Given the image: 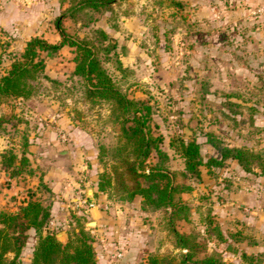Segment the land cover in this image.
Segmentation results:
<instances>
[{
	"label": "rangeland",
	"instance_id": "374dc122",
	"mask_svg": "<svg viewBox=\"0 0 264 264\" xmlns=\"http://www.w3.org/2000/svg\"><path fill=\"white\" fill-rule=\"evenodd\" d=\"M38 3L44 5L40 18L46 26L41 30L47 32V41L51 39L47 29L57 32L54 20L60 16L68 34L89 36L97 28L116 43L120 69L112 60L104 61L103 66L128 97L151 106L148 126L152 135L162 138L159 148L168 155L169 170L182 171V160L168 146L174 137L194 138L203 160L217 156L205 142L206 133L230 147L264 151V0H118L107 10L81 13L77 19L68 16L67 0H0V12L3 14L12 5L20 12L21 8ZM88 16L90 21L82 25ZM13 40L0 30V74L23 48ZM73 55L70 47L63 46L44 58L46 77L31 81V95L0 104V114L10 120L0 128V153L10 146L17 147L21 132L29 135L52 130L48 124L54 125L55 119L49 117L68 116L90 139L88 149L96 156L93 168L98 179L100 173L109 172L107 152L117 143L119 124L109 118L104 102H91L85 97L80 78L71 74ZM12 122L17 123L11 126ZM99 148L103 149L101 159ZM27 158L30 171H25L22 179L13 176L12 180L19 181L18 192L26 195L33 191L47 205L53 194L41 181L42 169L34 164L33 157ZM153 161L151 156L147 160ZM200 171L198 182L176 174L177 182L190 184L192 189L179 196L189 206V215L185 221H176L175 229L196 234L207 253L216 252L226 261L245 264L239 257V252H246L244 244L254 241V245L264 247V227L258 226L264 223V175L255 167L244 172L230 159L220 167L202 166ZM8 182L0 170V197L16 204L19 193L12 195L1 190L8 187ZM103 194L109 214L115 218L114 225L123 233H118V240L129 235V231L134 236L141 232L145 238V248L136 250V264L148 254L179 260L180 251L173 245L162 209L143 210L139 196L121 200L119 192L110 187ZM258 196L260 204L253 206ZM97 204L94 202L93 208ZM75 218L90 228L95 254L114 251L113 257L116 250L108 236L98 238L94 224L72 209L63 217L64 225L53 231L63 232L62 241H66L74 230ZM208 220L209 228L213 223L219 226L222 240L211 229L205 232ZM236 231L238 236H231ZM33 240V232L27 231L18 264H28ZM137 241L134 248L138 247ZM252 254L259 258L258 253ZM260 258L264 264V253H260ZM111 262L116 264L113 258Z\"/></svg>",
	"mask_w": 264,
	"mask_h": 264
},
{
	"label": "trees",
	"instance_id": "16d2710c",
	"mask_svg": "<svg viewBox=\"0 0 264 264\" xmlns=\"http://www.w3.org/2000/svg\"><path fill=\"white\" fill-rule=\"evenodd\" d=\"M67 1L68 16L77 19L81 13L107 10L118 0ZM90 19L88 16L82 25L86 26ZM54 27L59 36L57 42H48L37 35L30 37L19 55L0 74V104L11 99L28 98L32 93L31 81L39 76L46 77L43 73L44 58L52 56L62 46L70 47L74 54L71 74L80 78L85 97L91 102H104L109 108V118L119 124L120 136L107 152L111 161L109 172L98 175L97 191L103 193L106 187H110L119 192L121 200L130 201L139 196L143 210L162 209L173 245L180 251L178 261L172 256L148 254L139 264H236L224 260L216 252L207 253L205 244L197 239L196 234L175 229L174 223L187 220L189 215V206L179 196L192 189L190 184L177 182L175 177L177 174L198 182L200 167H220L228 159L235 160L244 172H251L255 167L259 174L264 175V151L230 147L213 134L206 133L205 142L217 156L203 160L199 143L194 138L174 137L168 141V146L182 160V171L169 170L168 155L159 148L162 138L152 135L148 126L151 106L143 100L128 97L103 66L104 61L112 60L120 69L116 43L104 30L97 28L92 29L89 36L68 34L61 25L60 16L55 18ZM8 122L10 120L0 114V128ZM17 122H12L11 126ZM26 135L21 132L17 147L10 146L0 153V170L7 177L21 176L30 171ZM102 151L99 148V159ZM150 156L154 161L148 163ZM25 196L26 199L14 211L0 208V264H18V254L29 230L33 232L34 244L28 264H97L90 228L83 227L79 218H75L74 230L66 241H60L55 237L57 232L53 231L58 226H49V201L44 205L33 191H28ZM76 214L84 216L83 213ZM209 225L210 220L206 223L205 232L211 229L215 231L216 238L222 240L219 226L213 223L209 228ZM238 234L236 231L231 236L237 237ZM254 243L250 241L248 245ZM258 254L259 258L241 251L239 257L245 264H261Z\"/></svg>",
	"mask_w": 264,
	"mask_h": 264
},
{
	"label": "crops",
	"instance_id": "0c3cea01",
	"mask_svg": "<svg viewBox=\"0 0 264 264\" xmlns=\"http://www.w3.org/2000/svg\"><path fill=\"white\" fill-rule=\"evenodd\" d=\"M13 6L4 10L3 14L0 12V30L4 31L11 39H14L13 43H20V48L32 36H41L46 40L47 32L41 30L45 29L46 26L43 27L42 17L40 16L41 8L43 9L44 5L33 4L29 8H21L20 12H17ZM47 30H49L48 35L51 36L48 42H56L58 32L54 30L52 33L50 29ZM49 119H55L53 120L54 125L49 122L48 127L51 126L52 130H59L57 133L56 130H45L26 135L28 140L26 156L33 157L34 164L42 169L41 181L47 185L53 194V197L49 200V226H63L62 219L68 214V209H72L75 213H83L88 221L93 222L96 236L98 238L108 236L113 242L114 250L116 252L120 251V257L116 260V264H136L139 256L136 250L138 251V248L141 247L145 248V238L141 237V232H139L140 235L136 234L135 236H138L135 238L132 231H129V235L126 234V237L120 241L118 240V233L120 235L123 233L119 232L117 225H114L115 218L109 214L110 207L106 204L105 194L97 191L96 188L97 177L93 168L96 156L90 148L88 149L91 146L89 144L90 139L68 116L62 119L54 117H49ZM60 128L63 130H60ZM31 165H33L32 160ZM2 177L4 180L9 181L6 185L8 187L1 189L3 193L5 191L12 195L19 193L21 196H19L20 199L16 200V204L0 197V208L5 207L7 210L14 211L26 199V196L22 192H18V189H20L19 181L12 180L13 176L7 177L2 172ZM17 178L18 180L22 179L21 176H17ZM77 194L86 197L93 203L97 202L98 207L87 208L77 205L75 200ZM259 198L260 196H258L256 204L252 203L253 206H259ZM258 226L262 228L264 223L260 222ZM138 239H141V242H138ZM136 241L138 247L134 248ZM243 248L246 253H264V247H260V245L248 246L244 244ZM113 252L96 254L97 264H108L113 258L111 255Z\"/></svg>",
	"mask_w": 264,
	"mask_h": 264
},
{
	"label": "built area",
	"instance_id": "2783aa9c",
	"mask_svg": "<svg viewBox=\"0 0 264 264\" xmlns=\"http://www.w3.org/2000/svg\"><path fill=\"white\" fill-rule=\"evenodd\" d=\"M76 202H77V205H81V206H84V207H87V208H91L94 206V203L90 200H88L86 197L84 196H81V195H76V198H75ZM120 257V253L119 252H116L114 253L113 255V259L114 260H117L119 259ZM108 264H115L114 262H109Z\"/></svg>",
	"mask_w": 264,
	"mask_h": 264
},
{
	"label": "water",
	"instance_id": "95a60500",
	"mask_svg": "<svg viewBox=\"0 0 264 264\" xmlns=\"http://www.w3.org/2000/svg\"><path fill=\"white\" fill-rule=\"evenodd\" d=\"M92 224H93V222H92ZM55 237H56L58 240L62 241V240L65 238V234H64L63 232H59V233H57V234L55 235Z\"/></svg>",
	"mask_w": 264,
	"mask_h": 264
}]
</instances>
